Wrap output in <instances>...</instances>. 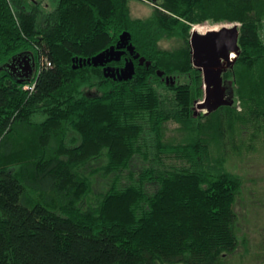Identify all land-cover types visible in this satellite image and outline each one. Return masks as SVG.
Returning a JSON list of instances; mask_svg holds the SVG:
<instances>
[{
	"label": "trees",
	"instance_id": "obj_1",
	"mask_svg": "<svg viewBox=\"0 0 264 264\" xmlns=\"http://www.w3.org/2000/svg\"><path fill=\"white\" fill-rule=\"evenodd\" d=\"M130 1L0 0V264H224L249 252L244 179L226 165L237 135H264V0H149L148 17ZM207 22L241 24L224 73L234 104L209 115L196 109L190 47ZM124 31L149 67L134 60L127 81L74 67ZM20 54L32 76L11 68Z\"/></svg>",
	"mask_w": 264,
	"mask_h": 264
},
{
	"label": "water",
	"instance_id": "obj_2",
	"mask_svg": "<svg viewBox=\"0 0 264 264\" xmlns=\"http://www.w3.org/2000/svg\"><path fill=\"white\" fill-rule=\"evenodd\" d=\"M239 35L240 31L237 25L231 27L223 26L218 30H211L207 33H200L195 30L191 32L192 63L195 68L201 70L204 82V98L197 103V108L206 115L217 111L222 106H232L234 103V100L226 97L223 74L234 67L237 56L240 54ZM131 39V34L128 31H124L116 45L88 59H73L74 67L78 68L87 64L95 67L100 66L103 68L105 77L119 81L130 80L136 73L134 60H138L140 65L146 64L147 67L151 65L150 61H146L144 57L140 56V53L136 52V47L131 42ZM127 52L131 58H126L122 67L108 65L113 61H121ZM233 53L236 55L234 59L231 58ZM19 56H23L24 59L22 70L26 72L27 76H32L35 66H29V56L22 54ZM76 61H79V66L75 65ZM157 74L163 77L165 72L157 70ZM163 80L168 85L177 83V79L174 76H164Z\"/></svg>",
	"mask_w": 264,
	"mask_h": 264
},
{
	"label": "rangeland",
	"instance_id": "obj_3",
	"mask_svg": "<svg viewBox=\"0 0 264 264\" xmlns=\"http://www.w3.org/2000/svg\"><path fill=\"white\" fill-rule=\"evenodd\" d=\"M130 8L133 16L135 17H148L153 13V7L150 3L145 2L143 0H131ZM219 24V26H218ZM200 25H213V30H218L223 27V25L227 27H231L237 24H227V23H204ZM217 25V26H216ZM199 25H192V30ZM238 26V25H237ZM200 27V26H199ZM209 27V26H207ZM210 28V29H212ZM196 31L199 32H207L206 29L196 28ZM209 31V30H208ZM163 46L166 48H171L173 46H177L178 42L176 41H163ZM235 57V56H234ZM238 104V109H239ZM198 112L204 113L202 110L198 109ZM177 125H170L168 127V136L176 137L175 128ZM235 135L238 132H234ZM246 135V134H245ZM234 142L237 145L232 146L230 153L227 158L228 168L241 175L244 179V187H243V198L238 200L236 204V210L240 217L238 223V229L241 236L242 234L247 235V240L250 242L251 247H262V251L264 250V135L260 137H255L253 135V131L247 134V136H243L242 140L239 135H237L236 140ZM219 143V142H218ZM217 143V145H218ZM216 145L213 149L214 154L216 156H220L218 154L219 147ZM143 165L142 161H137L136 167L139 168ZM103 185H105V181L102 179H98L97 185L95 187V192H100L103 190ZM256 250V249H255ZM254 250V251H255ZM242 250L239 252L240 254L233 255L226 259L225 261L228 264H264V258L255 257L254 254H242ZM243 255V259L241 257Z\"/></svg>",
	"mask_w": 264,
	"mask_h": 264
},
{
	"label": "flooded vegetation",
	"instance_id": "obj_4",
	"mask_svg": "<svg viewBox=\"0 0 264 264\" xmlns=\"http://www.w3.org/2000/svg\"><path fill=\"white\" fill-rule=\"evenodd\" d=\"M29 66H35V62L33 60V58L31 56H29ZM124 59L126 58H131L130 54L127 52L124 56H123ZM24 59H23V56H18L17 58H15V62H13V64L11 65V68L15 71V72H24L26 73L24 70H22V65H23V62ZM114 62V61H113ZM112 62V63H113ZM120 62V61H119ZM112 65V64H110ZM226 73V72H225ZM223 77H224V74H223ZM224 86L226 87V97L227 99H232L234 100L235 99V88L234 86L232 85V81L230 80V78H225L224 77ZM234 104V103H233ZM233 106V105H232ZM256 249V250H255ZM242 250V254L244 255L245 254V248L243 246H241L240 248H238L233 254H230V255H224V259L228 260L229 257L233 256V255H236V254H240L239 252ZM255 250V251H254ZM248 254H254L255 257H263L264 258V251H262V247L258 246V247H251L249 246V252H247ZM241 254V257L243 259V255ZM224 264H228L226 261L224 262Z\"/></svg>",
	"mask_w": 264,
	"mask_h": 264
},
{
	"label": "built area",
	"instance_id": "obj_5",
	"mask_svg": "<svg viewBox=\"0 0 264 264\" xmlns=\"http://www.w3.org/2000/svg\"><path fill=\"white\" fill-rule=\"evenodd\" d=\"M143 1L152 4L149 0H143ZM152 5H154V4H152ZM227 24H229V23H227ZM231 24H237L238 27H240V25H241L239 22H236V23L234 22V23H231ZM199 26H200V27H199ZM199 26L195 27L194 30L196 31V28H201V29H206L207 32H209V31L215 29V28H212L213 25H211V27H210V25H199ZM207 26H209V27H207ZM216 26H217V25H216ZM218 26H219V24H218ZM223 26H225V25H223ZM213 27H214V26H213ZM210 28H212V29H210ZM208 30H209V31H208ZM198 32H199V31H198ZM200 33H201V32H200ZM46 64H47L48 66H50V65H51V62H50V61H46Z\"/></svg>",
	"mask_w": 264,
	"mask_h": 264
},
{
	"label": "bare ground",
	"instance_id": "obj_6",
	"mask_svg": "<svg viewBox=\"0 0 264 264\" xmlns=\"http://www.w3.org/2000/svg\"><path fill=\"white\" fill-rule=\"evenodd\" d=\"M201 33H203V32H201ZM205 33H207V32H205ZM234 56L236 57V55L233 53L231 58L234 59L235 58Z\"/></svg>",
	"mask_w": 264,
	"mask_h": 264
},
{
	"label": "crops",
	"instance_id": "obj_7",
	"mask_svg": "<svg viewBox=\"0 0 264 264\" xmlns=\"http://www.w3.org/2000/svg\"><path fill=\"white\" fill-rule=\"evenodd\" d=\"M263 248H264V245H263Z\"/></svg>",
	"mask_w": 264,
	"mask_h": 264
}]
</instances>
